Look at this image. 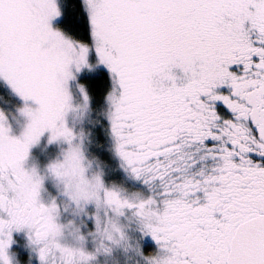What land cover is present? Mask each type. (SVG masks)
Listing matches in <instances>:
<instances>
[{
  "label": "snow or ice",
  "instance_id": "obj_1",
  "mask_svg": "<svg viewBox=\"0 0 264 264\" xmlns=\"http://www.w3.org/2000/svg\"><path fill=\"white\" fill-rule=\"evenodd\" d=\"M0 264H264V0H0Z\"/></svg>",
  "mask_w": 264,
  "mask_h": 264
},
{
  "label": "trees",
  "instance_id": "obj_2",
  "mask_svg": "<svg viewBox=\"0 0 264 264\" xmlns=\"http://www.w3.org/2000/svg\"><path fill=\"white\" fill-rule=\"evenodd\" d=\"M96 87L102 90L104 87V82L101 81Z\"/></svg>",
  "mask_w": 264,
  "mask_h": 264
}]
</instances>
